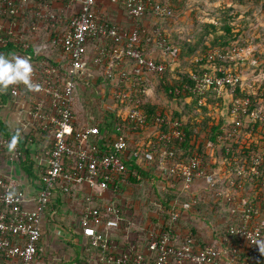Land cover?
<instances>
[{"label": "built area", "instance_id": "obj_1", "mask_svg": "<svg viewBox=\"0 0 264 264\" xmlns=\"http://www.w3.org/2000/svg\"><path fill=\"white\" fill-rule=\"evenodd\" d=\"M62 1L67 7L65 10L57 9L53 2L47 0L44 3L41 0H0V48L6 55L4 73L10 77L5 91L14 96L19 110L28 114L37 130L46 138L44 153L47 157L39 188L32 197V209L24 208L26 198L18 189V180L0 175V256L8 264H36L38 243L43 231L42 219L57 181L63 182L61 188L64 191L69 189V183L88 186L94 191L107 190L111 184L116 187L115 179L119 173L132 169L130 162L139 160V150L149 146L146 157L152 160L153 166L155 163L162 166L167 175L182 182L184 190L192 191L194 183L201 182L215 190L219 198L222 196L219 186L224 173L228 174L226 182L230 186L240 188L244 180L250 183L247 193L236 195L227 188L224 195L230 203L229 215L236 221L226 228L229 234L224 239L226 244L207 241L202 246L189 232L184 234L180 243H176L172 229L152 227L145 233L138 232L140 236L137 239L128 240L127 245L122 246L115 239V230L128 231L134 217L128 215L125 220L121 212L123 207L104 205V208H99L86 204L80 217V234L83 236L81 249L85 257L79 264H241V260L244 264H264V104L259 103L260 98L252 99L251 92L242 87L248 75L236 67L245 65L248 59L255 63L256 59L239 54L235 46L228 54L219 52L217 48L205 52L204 58L211 64L201 74H191V89L198 95L199 104L206 100L205 94L210 89L218 96L227 91L230 94L227 103L229 124H225L224 137L219 136L218 147L212 141L207 142L212 161L204 158L207 151L198 150L187 161L166 164L165 159L170 161L174 152L173 148L167 149L166 146L175 141L182 142L186 136L183 121L167 119L163 115L149 118L139 106L141 100L133 97L132 90L149 92L150 81L143 74L146 72L151 77L166 69L164 63H156L140 47L145 28L139 23V18L144 16L147 9H151L156 16L171 14V4L156 0H122L133 19L131 26H124L120 23L110 24L98 8V0ZM71 7H74L72 11L69 9ZM25 19H30L29 26L25 24ZM59 22L66 24L64 30L53 35L48 33L47 38L52 48L59 49L68 57L70 71L65 77L60 73L65 66L59 63L57 57L54 59L57 64H46L42 59L38 66L35 65L36 56L46 44L26 40L24 36L27 28L36 32L43 24L49 30L56 31ZM153 33H157V36H147V41L154 40L162 52L174 60L178 49L163 41L160 28H154ZM97 39L100 45L96 46L94 63L105 62L107 74L124 57L131 60L129 70H124L119 76V81L127 83L128 89L114 87L111 96L120 102L133 104L125 111V120L133 131L143 133L141 137L153 136L148 142L137 145L139 149L132 148V137L128 132H121L120 127L118 131L109 132L98 121L82 129L74 128L77 86L88 84L92 77L87 44ZM11 42L12 46L8 47ZM226 60L234 62L233 65L221 63ZM238 85L242 87L240 92L237 91ZM163 124H168L169 130L157 131L155 140V128ZM17 133L21 143L13 134L6 135L0 130V152L10 148V155L24 157L27 135L23 129ZM237 136L252 141L256 138V149L250 150L242 158L236 154L231 159L222 158V153L228 154L234 149L233 145L223 140H234ZM93 138L97 141H93ZM23 139L26 140L24 143ZM158 143L163 144L160 150ZM65 157L74 158L71 170L66 172L63 165ZM252 183H255V187ZM93 196V193H87L85 198L90 201ZM194 201L195 197L192 198ZM190 204L183 203V210L188 209ZM129 210L127 207L128 214ZM180 213L181 210L174 211L171 219L176 220ZM127 233H123L126 238ZM85 241L89 244L86 245ZM72 264L78 263L73 261Z\"/></svg>", "mask_w": 264, "mask_h": 264}, {"label": "trees", "instance_id": "obj_2", "mask_svg": "<svg viewBox=\"0 0 264 264\" xmlns=\"http://www.w3.org/2000/svg\"><path fill=\"white\" fill-rule=\"evenodd\" d=\"M44 1L46 0H41L42 3H44ZM47 1L52 2L53 0ZM156 1L170 3L172 7V13L164 16H156L153 14V11L151 9L146 10L144 16L139 18L140 24L143 26V28H145V37L142 38L140 47L142 48L144 53H149V55L154 58L156 63L161 62L165 65L167 64L168 66L174 64L177 65L176 67H179L182 65V60H187L190 63V68L185 70L184 72H181L180 69L177 70V74L174 77H168L166 75L167 68L163 73H155V76L151 77L150 74L145 72L143 74V77L146 80L150 81L149 92L141 93L132 90V95L134 98H139L141 100L139 106L149 116V118L154 115L155 117L157 115H163L166 116L167 119L178 118L183 121V129L185 130L186 136L182 142L175 141L166 146L167 149L173 148L174 151L173 158L170 161L165 159L166 164H169V162L172 163L174 161L180 160L187 161L189 157H191V155L198 150H200L201 152L207 151L206 155H204V158L210 162L212 157L208 153V150H210V148L207 147V142L212 141L215 143L214 146L218 147V142L220 140L219 136L224 135L225 124H229V120L227 118V103L229 101L230 94L225 91L223 94H221V96H218L214 90L210 89L205 94L206 100L202 104H199L198 95L191 89L193 87V81L190 77L193 72L201 74L204 70L209 68L211 63L206 58H204V54L208 49L217 48L219 52L228 54L229 50L233 48L232 46H230V44L235 40V34L233 33L234 28L231 24L230 18L227 15H221V22L219 24H207L206 26H209V28H207L210 31L209 33H212L213 35L211 38L212 40L209 41V44H206V49L204 50L203 54L201 52L197 53V46L189 43L190 41L188 38H185L186 40H178V38L175 36L176 33L174 31L172 32V29L169 28V26H166V28L165 25L163 26L160 24L162 20L172 21L173 18H175L177 12V9L174 5L175 0ZM229 1L230 4H228V7H226L224 11L226 14L234 11V8L237 6L239 8H243L244 5L247 4H250L252 6L253 4L264 2V0ZM123 6L125 11L129 15L128 10L124 4ZM218 7L221 8V6ZM148 15H152L151 18H153L155 22L151 23ZM103 17L105 16L103 15ZM105 19L110 22L108 18L105 17ZM145 21H147V23ZM29 23L30 19H25V24L29 26ZM114 23L115 22H110V24ZM128 25L129 24H127L126 26ZM64 27H66V24H61V22H59L58 29L56 31H51L49 30L48 26L43 24L36 32H32L30 28H27L24 31V36L26 40L46 44V47L42 48L39 55L36 56V63L34 64L38 66L42 59L46 61V64H57L54 60L57 57L59 59V63L65 66L60 71L61 76L65 77L66 74L70 71L68 57L59 49L52 48L47 38L48 33L53 35L56 32H62L64 30ZM154 28H160L161 37L166 44L174 46L178 49V54L174 60L169 55L164 54L162 50L154 43V40L150 42L147 41V36H157V33H153ZM173 35L174 37H172ZM97 44L100 45L99 39L89 41L87 44V56L90 60L89 65L92 69V82L89 84H80L77 86V101L74 106V128L76 130L82 129L88 126L95 125L98 123V121H101V123H99L100 126L102 128L105 127V129L109 132L118 131V127H120L121 132H128L129 136L132 137V142H130L132 148L139 149L137 145L148 142V140L153 138V136L141 137L142 135H144L143 133L133 131L132 126L125 120V111L128 106H132L133 104L131 102H120L111 96V90L114 87H123L125 89H128L129 86L127 85V83H121L119 81V76L124 70H129V63L131 62V60L128 57H124L119 62V64L112 66L110 74H107V64L105 62H101L99 64L94 63ZM11 46L12 42L8 47ZM3 51L4 50L0 48V102H4L8 98H14V96L9 92L3 91L4 88L7 87L8 80L10 79L9 75L4 73L6 67V55ZM91 52L94 55H89V53ZM197 57H202L203 59L197 60ZM249 62L250 59H248V62L246 60L245 65H235L240 72L245 71L248 77L254 75V72L257 69L256 66H252V68L249 67ZM221 63H229L233 65L234 62L232 63L230 60H226V62L223 61ZM260 64L262 63L260 62ZM242 87H244L245 90L251 92L252 99L260 98L259 103L264 104V86L263 88H259L255 92L254 89L249 86L245 80ZM242 87L238 85L237 91L240 92ZM241 95H243V92H241ZM163 97H166V102L162 104V99L160 98ZM168 99L175 100V104H177L178 106H175V108H168ZM44 102H46V100H44ZM77 103L81 105V108L76 107L78 106ZM45 108L46 110H48L47 106H45ZM210 109L217 110V114L211 117L209 114ZM198 117H200V120H198ZM196 126H199L198 130L195 129ZM0 130L7 135L8 132H6L3 128L1 121ZM160 130L168 131L169 125L163 124L161 127L158 126L155 128V140L156 132ZM201 130H203V133L200 136L199 132ZM15 139L17 140V142L21 143V139L18 138V136H15ZM94 139L95 138H93L92 140L97 141ZM256 140V138H253V141L249 139L246 140L244 136H237L236 138H234V140L224 139V143L233 145L234 149H232L228 154H226L223 150L224 153H222V158L227 160V158L229 157V159H231L233 154H236L242 158L245 154H249L250 150L256 149V142H254ZM102 144H104V142ZM147 147H143L139 150V160H132L130 162L132 164V169L120 172L118 178L115 179V184L121 188V191L119 193L122 194V189H124L125 185L128 184L132 186V198H136L143 204L141 207L143 213H145L146 211H150L156 212L158 214L157 216L153 217V228H155V225H158L163 229H172L171 234L177 238L176 243H180L184 239V234L186 232H189L194 240L198 244L203 246L206 240H204L198 233V225H203L209 227L212 232V238H210V242L212 244H216L218 241H222L223 244H226L224 242V239L229 236V234L226 232V228L231 223L235 224L236 221H233L232 217L229 215L230 203L225 199L224 195L227 193V188L231 189L236 195H240V193H247L250 188V183L244 180L240 188H238L237 185L230 186L226 182L228 174L224 173L219 186V189L222 191V196H220L219 198H217L218 196L215 195V190L213 191V189L208 186H202V191L200 193H195L194 191L190 190H184L177 185V183L179 184L180 182L172 179V177H170L171 175H167L166 178L162 176V166L156 164L155 166H152L147 170L143 167V161L145 158L147 159V163L152 162L150 158L146 157V153H148L150 150L149 146ZM157 147L160 150L163 147V144L158 143ZM23 150L25 151L24 148ZM73 163L74 158L65 157L63 162L64 171H70V165ZM213 165L215 166V164ZM155 167L159 168L160 170L156 171ZM160 181H164V183L166 184L164 189L162 188ZM169 181L174 183L168 184ZM62 184V181H57V192L69 193L61 188ZM252 184L254 185L253 187H255V183ZM68 185L70 188L73 187V184L69 183ZM112 185L113 184H111V186ZM85 196L86 194L81 196L83 200V209L86 204L104 208V203L102 200L96 205L94 204L93 200L87 201ZM193 197H195L196 199V201L194 202H192ZM152 198H154L156 201H151ZM185 202H191V204L188 209L183 210L184 208L182 207V205ZM51 203L52 202L49 203L48 208L52 206ZM162 208L163 211L161 210ZM176 210H181V213L180 216L173 221L171 219L172 214ZM123 211L124 210H122L121 212ZM62 217V214H54L52 219L55 221V223L60 224L61 227H63L72 235L71 239L68 241V250H74V258L72 261H76L79 264L85 257V252L80 253L79 251L81 245L83 244V236L82 234H80L77 228V224L75 223L76 218L74 219V221H69L68 219L66 220ZM124 218L125 220H127L128 215H125ZM139 220L142 221L141 219ZM143 223V221L139 222L138 228L136 227L134 230H137L138 232H140L139 230H141L144 232L145 228ZM149 228L150 227H148L145 232H147ZM74 235L79 236L77 240L75 239V237H73ZM44 236L45 233L42 231L41 240L38 243V252L36 255L37 258L43 256V248L44 246H47L45 244V239L43 240ZM84 243H86V245L89 244L88 241H85ZM49 254H51L50 250ZM51 256L52 257L48 256L47 264H72L70 260H66L62 257H60V259L58 260H55L54 258L56 256H53L52 254ZM240 263L244 264V261L241 260Z\"/></svg>", "mask_w": 264, "mask_h": 264}, {"label": "crops", "instance_id": "obj_3", "mask_svg": "<svg viewBox=\"0 0 264 264\" xmlns=\"http://www.w3.org/2000/svg\"><path fill=\"white\" fill-rule=\"evenodd\" d=\"M52 2L57 9L62 8L65 10L67 8L61 0H53ZM123 7L122 0H98V8L100 9L101 13L106 18H108V20H110V22L120 23L122 25L129 24L128 26H130L133 24V19L127 14ZM72 8L74 9V7L69 9L72 11ZM145 22L147 23V21ZM5 90L6 88H4L3 91ZM0 121L5 131L8 132L7 134L18 136V130L23 129L24 133L27 135V141L23 139V143L26 141L24 144V157L16 158L13 155H10V148L0 152V175L6 177L10 176L18 180V189L24 193L26 198L24 208L32 209L34 207V201L32 197L36 194L39 188L41 174L46 166L47 157L44 153L46 138L40 131L37 130L35 124L33 121H31L28 114L23 112V110H19L15 100L12 98H8L4 102H0ZM152 166V162L143 164V167L146 170L150 169ZM155 170L159 171L160 169L155 167ZM162 176L166 178L167 174L165 171H163ZM169 183L171 184L174 182L169 181L168 184ZM160 184L164 189L166 186L164 181H160ZM177 185L183 189L182 182L179 184L177 183ZM201 186L202 184L200 182H195L193 185L194 192L200 193L201 189L199 190V187ZM132 190L133 187L128 184L124 186V189H122V194L119 193L121 191L119 186H110L104 191H94L90 190L88 186L73 184V187H69L67 190L69 193H58L56 187L51 199L52 206L47 209L42 219V228L43 232L45 233L43 240L45 239V244L48 247L46 246L47 248L43 252V256L38 258L36 257V264H47L48 256L52 257L51 254H49L50 247H53L54 251L59 253V255L54 258L55 260H58L60 257H62L66 260H70V262H73L72 260L74 258V252L68 250V241L71 239L72 235L63 227H61L60 224L55 223L52 218L54 214H62V218L66 220L68 219L69 221H74L76 218L75 223L77 224V228L80 232V217L83 210V200L81 196L87 193H93L94 196L92 200L94 204L97 205V203H100L102 200L104 203L103 205H106L107 207H123V217H125V215H132V217H135L133 218L132 224L129 226L128 231L124 229L119 231L115 230V235H117L115 239L119 241L122 246L127 245L128 240H132L134 238L137 239L140 236L138 235V231L134 230L136 227L138 228L139 222H144V228H152L154 226L153 217L150 215V212L149 215L148 213L146 214V212L143 213V210L141 209L143 204L136 198H132ZM124 193L126 194L123 197L122 195ZM151 201L155 202L156 200L152 198ZM127 207L130 208L129 214L128 211H126ZM161 210L163 211V208ZM157 215L158 214L155 212L154 216ZM157 228H159V226L155 225V229ZM125 232H128L127 238L123 235ZM143 233H145V231ZM198 233L204 240H206V242H210V238H212V232L209 227L198 225ZM73 237L78 239L79 236L74 235ZM79 251L82 253L81 248ZM81 261H83V259ZM0 264H8V262L4 257L0 256Z\"/></svg>", "mask_w": 264, "mask_h": 264}, {"label": "rangeland", "instance_id": "obj_4", "mask_svg": "<svg viewBox=\"0 0 264 264\" xmlns=\"http://www.w3.org/2000/svg\"><path fill=\"white\" fill-rule=\"evenodd\" d=\"M228 4H230L229 0H175L174 5L177 9L175 18H173L172 21L162 20L160 24L163 26L165 25V27L169 26V28L172 29L171 31L176 33L175 36L178 38V40H186L185 38H188L190 41L189 43L197 46V53L201 52L203 54L204 50L206 49V44H209V41L212 40L211 38L213 36L212 33H209L210 31L207 29L209 26L206 25L212 23L219 24L221 22V15H227L231 20V24L234 28L233 33L235 34V40L232 41L230 46L237 47L239 54H246L256 59L255 63L250 62L248 65L251 68L252 66H256L257 69L254 72V75L249 76L246 80V83L255 91L257 88H263L264 86V2L253 4L252 6L247 4L244 5L243 8H239L237 6L234 8V11L226 14L224 11L226 7H228ZM218 6H221V8ZM148 16L149 20H151V23L155 22V20L151 18L152 15ZM172 37H174V35ZM90 54L94 55L92 52L89 53V55ZM260 62L262 64H260ZM181 64L182 65L179 67H176L177 65L174 64H171L170 66L166 64V75L168 77H174L177 74V70L180 69L181 72H184L190 68V63L187 60H182ZM87 80L88 79H86L84 82ZM91 82L92 80L90 79L89 83ZM160 99H162V104L166 102V97ZM168 100V108H175V106H178L175 104V100ZM77 105L78 106L76 107L81 108L79 103H77ZM209 114L211 117H213L217 114V110L210 109ZM198 120H200V117H198ZM195 129L198 130L199 126H196ZM202 133L203 130L199 132L200 136ZM146 161L147 159L145 158L143 164L147 163ZM201 184L204 186L203 183ZM202 186L199 187V190L202 189ZM125 194L126 193H124L122 196L124 197ZM149 212L150 211H146V214L148 213L149 215ZM150 215L154 217L155 212H150ZM45 248L46 246H44L43 252ZM49 249L53 256L59 255L58 252L54 251L53 247H50ZM71 251L74 252L73 249H71Z\"/></svg>", "mask_w": 264, "mask_h": 264}]
</instances>
